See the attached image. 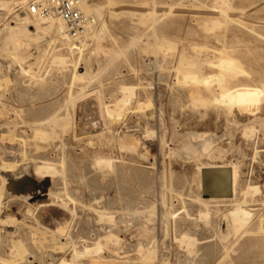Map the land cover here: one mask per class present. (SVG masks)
Listing matches in <instances>:
<instances>
[{"label": "rangeland", "instance_id": "374dc122", "mask_svg": "<svg viewBox=\"0 0 264 264\" xmlns=\"http://www.w3.org/2000/svg\"><path fill=\"white\" fill-rule=\"evenodd\" d=\"M26 1L32 5L35 0ZM89 1L96 5L93 14L102 31L89 38L80 56L70 54L53 32L40 41L21 39L15 50L5 40L7 30L25 9L14 0H0V82L9 80L0 87V177L13 180L11 186L0 181V264H59L71 259L74 247L81 249L108 231L121 237L120 244L80 264H139V244L143 251L153 249L154 264H264V235L255 231L264 218V100L230 113L211 101L218 86L209 91L199 82L220 71L223 53L248 75L246 85L264 87V0H231L233 9L240 10L230 12L235 22L214 32L204 29V23L217 18L206 14L204 6L214 7L217 0ZM4 2L10 3L4 7ZM160 39L172 41L174 49L157 52L153 48ZM12 50L22 64L13 60ZM20 67L29 73L22 74ZM74 72L84 80L74 79ZM131 87L132 100L122 118L113 120L107 112L116 114L124 89ZM62 118L70 124L57 125ZM247 127L255 128V135L243 134ZM34 128L53 135L48 145L39 147L29 139ZM6 132L16 140L10 141ZM229 132L233 138L221 141ZM3 134L8 138L1 140ZM198 135L214 138V145L228 152L213 159L192 156L195 151L186 147H195ZM8 161L16 162L12 173L3 172ZM41 161L52 162L55 175L39 174ZM202 161L239 167L238 200L249 184L260 186L261 197H250L246 205L254 213L247 232L233 233L228 227L226 212L234 202L211 204L209 217L203 216L206 208L197 202ZM106 208L114 221H101L96 210ZM184 234L198 242L180 243Z\"/></svg>", "mask_w": 264, "mask_h": 264}, {"label": "bare ground", "instance_id": "6f19581e", "mask_svg": "<svg viewBox=\"0 0 264 264\" xmlns=\"http://www.w3.org/2000/svg\"><path fill=\"white\" fill-rule=\"evenodd\" d=\"M17 3V6L23 9H25V12L21 13V14H17V18L14 22H12L14 25H11L8 27L7 30V41L12 42L15 45V50H19L20 47L22 45H19V41L21 39L28 41V40H34V41H40L42 40L44 37H48V34L50 33H54L55 36L58 39H62L63 40V45H67L69 46V49L71 51L70 54H74V52H78L81 56L83 49L85 48L87 41L89 40V38H93V37H97L99 35L98 31H102V29H100V20L98 19L97 16H95L93 14V12L96 9V5L92 4L89 0H82L81 3V10L84 14H88V15H92L94 22L93 24L90 26V28L87 30V32H85L81 38L79 40H74L71 39L69 34H67L66 31V26L63 20H61V18L57 15H52V16H47L45 17H41L38 16L37 13H35L36 11V7L34 5H37L39 3L44 2L45 0H35L34 3L36 4H32V5H28V1L25 0V3L22 2V4L20 3L19 0H14ZM108 1V0H107ZM264 2V1H263ZM10 2H4L3 6L7 7L9 5ZM15 3V4H16ZM217 4L214 7H210V6H204V10H206V14L215 16L217 18H212L211 20H209V22L204 23L205 27L204 29L206 30H213L216 28H221V27H227L229 24L235 22L233 19H231L230 16V12L232 13L234 10L233 5L231 0H217L216 2ZM181 5V4H180ZM16 6V5H15ZM183 6V5H182ZM98 7V6H97ZM169 7V6H168ZM194 6H192L193 9ZM99 8V7H98ZM175 8V7H174ZM179 8V7H178ZM182 8V7H181ZM252 8V7H251ZM12 9V8H11ZM14 9V8H13ZM12 9V10H13ZM187 9V8H186ZM196 9V8H195ZM191 10V9H190ZM199 10V9H198ZM235 12L240 11V10H234ZM242 14V12H241ZM239 14V15H241ZM192 15V14H191ZM165 16V15H164ZM240 22V20H239ZM242 22V21H241ZM157 23V22H156ZM195 23V22H194ZM237 24V23H236ZM239 24V23H238ZM28 26H30L31 28L34 27V30H29L27 29ZM242 26V25H241ZM7 28V27H6ZM153 28V27H152ZM251 28V26H250ZM99 29V30H98ZM212 30L210 32H212ZM4 31V30H3ZM154 31V30H153ZM226 31V28H225ZM6 32V31H5ZM208 32V31H207ZM209 33V32H208ZM218 38H222L224 37L223 34H218L216 35ZM259 36V35H258ZM191 37V36H190ZM261 38H263L262 36H260ZM218 41V40H217ZM53 42V41H52ZM100 42V41H99ZM216 42V41H215ZM219 42V41H218ZM101 43V42H100ZM220 43V42H219ZM50 44V43H49ZM97 44V43H96ZM13 48V47H12ZM102 48V47H101ZM167 48H169L170 50H173V46H172V41L169 40H158L155 44H154V48L155 50L161 51V50H167ZM148 49V48H147ZM154 51V50H153ZM152 51V52H153ZM184 51V49H183ZM210 51V50H209ZM12 52L14 53L15 51L12 50ZM163 52V51H161ZM8 54V53H7ZM12 54V53H11ZM25 54V53H24ZM35 54V53H34ZM116 54V53H115ZM118 54V53H117ZM200 54V52H199ZM33 55V54H32ZM36 55V54H35ZM219 60H218V64L221 66H219V72L217 74H214L212 76H207V77H203L202 81L199 80V82H202L203 86L208 87L207 89L209 90V88L211 87V85L215 86L218 90L217 95H214V97L211 99L212 103L213 102H218L219 105H222L223 107L228 108V110L231 112H235L237 111L239 108H247V107H255L257 106L259 103L262 102V100H264V87L263 88H257L251 85H246L244 82V78H246L245 72L243 70L240 69L237 61L231 57V56H225L223 55V53L219 54ZM7 56V55H6ZM9 56V55H8ZM165 56V55H164ZM174 56V55H172ZM121 57V56H120ZM13 60L16 62H20L21 63V57L17 54V52L14 53V56L12 57ZM80 58V57H79ZM93 58V57H92ZM165 58V57H164ZM66 59V58H65ZM12 60V61H13ZM39 60V59H38ZM184 60V59H182ZM24 61V60H23ZM22 61V62H23ZM61 62H65L64 59H60ZM189 61V62H188ZM188 62V63H187ZM187 65L190 66L191 68V61L187 60ZM22 64V63H21ZM56 64V63H55ZM181 65H184V62L182 61V63H180ZM211 64V63H210ZM20 65V64H19ZM59 65V64H57ZM74 65V64H73ZM203 65V64H202ZM193 66V64H192ZM198 66V65H197ZM201 66V64L199 65ZM75 67V66H74ZM181 68L183 66H180ZM179 67V68H180ZM186 67V66H185ZM194 67V66H193ZM20 72L22 74H28L29 70L26 71L23 67H20ZM101 68V67H100ZM177 68V69H179ZM188 68V66L186 67ZM185 68V69H186ZM196 68V66H195ZM92 69V67H91ZM193 70V68H192ZM198 70V69H195ZM201 70V68H200ZM200 70L198 72H200ZM76 72V68L74 70ZM194 71V70H193ZM19 72V70H18ZM74 72V79H83V77H81L79 74H76ZM190 73V70L189 72ZM186 76V75H184ZM44 78V77H43ZM197 78V77H196ZM2 80V79H1ZM4 80V79H3ZM190 80V81H189ZM187 79V81L191 82L193 80L191 79ZM197 81V80H196ZM196 81H193V84H195ZM9 80H5L4 82H0V87L2 85H4L3 83H8ZM198 82V81H197ZM17 87V86H16ZM21 89V87H19ZM5 89V87H4ZM19 89V91H20ZM24 89V88H23ZM124 89V88H123ZM17 91V90H16ZM24 91V90H23ZM82 91V90H81ZM210 91V90H209ZM18 92V91H17ZM16 92V93H17ZM214 92V91H213ZM18 94V93H17ZM29 94V92H28ZM49 94V93H48ZM95 94V93H94ZM93 94V95H94ZM36 95V94H35ZM38 95V93H37ZM43 95V93H42ZM41 95V96H42ZM134 95V87L128 88V89H124V94H123V98L121 100H119L116 104V114L115 112L113 113L111 112H107L108 116L112 117L113 120L114 118H117L120 120V118H122L121 116V112L124 111V108H126L130 101L132 100ZM17 96V95H16ZM24 96V95H22ZM29 96V95H28ZM31 96H34L31 95ZM21 97V96H20ZM30 97V96H29ZM39 97V95H38ZM88 97V96H87ZM90 97V96H89ZM153 97V96H152ZM23 98V97H22ZM17 99H20L17 97ZM29 99V98H27ZM25 100V99H24ZM34 100V99H33ZM153 100V98H152ZM194 100V98H193ZM192 100V101H193ZM200 100V99H198ZM23 101V99H22ZM207 101V100H206ZM20 102V101H19ZM24 102V101H23ZM70 102V101H69ZM210 102V101H208ZM207 102V103H208ZM29 103V102H28ZM86 103V102H85ZM151 103V101L149 102ZM93 104V102H92ZM96 104V103H95ZM142 104L141 106L139 104V106L142 109ZM211 104V103H210ZM217 104V105H218ZM97 105V104H96ZM144 105V104H143ZM150 105V104H149ZM203 104H200V106H202ZM199 106V107H200ZM81 107V106H80ZM86 107V105H85ZM89 108L91 107L88 106ZM96 107V106H95ZM107 107V106H106ZM139 107V108H140ZM148 107V106H146ZM150 107V106H149ZM162 107V106H161ZM205 107V105H204ZM84 108V107H83ZM99 108V107H98ZM145 108V107H144ZM82 109V107H81ZM93 109V108H92ZM147 109V108H145ZM86 110V109H85ZM143 110V109H142ZM142 110H138V111H142ZM99 111V110H98ZM108 111V110H107ZM135 111V110H134ZM162 112V111H161ZM99 113V112H98ZM158 113V112H157ZM3 114V113H2ZM123 114V113H122ZM162 114V113H161ZM17 115V114H16ZM5 116V114H4ZM14 116V115H13ZM88 116V115H87ZM91 116V115H90ZM152 117V116H150ZM88 118V117H87ZM2 119V118H1ZM96 120V119H95ZM146 120V119H145ZM144 120V121H145ZM163 120V119H162ZM15 121V119H14ZM55 121V120H54ZM89 121V120H88ZM13 122V121H12ZM49 122V121H48ZM234 122V121H233ZM47 123V122H46ZM57 125L66 127L68 126L69 123V118H62V119H57L56 120ZM9 124V123H8ZM39 124V123H37ZM16 125V124H15ZM35 124H33L34 126ZM41 125V124H39ZM59 126V127H60ZM128 126V125H127ZM250 126V125H249ZM8 127V126H7ZM61 127V128H63ZM171 127V126H170ZM244 127V126H243ZM5 128V127H4ZM16 128V127H15ZM102 128V127H101ZM1 129V128H0ZM3 129V128H2ZM14 129V128H13ZM55 129V126L54 128ZM52 129V130H53ZM107 129V128H106ZM171 129V128H170ZM136 130V129H134ZM169 130V129H168ZM226 130V129H225ZM23 132V131H22ZM54 132V131H53ZM64 132V131H63ZM132 132V131H131ZM176 132V131H175ZM227 132V131H226ZM247 137L249 136H253L255 135V128L253 127H247L244 131H243ZM5 133V132H4ZM7 133V132H6ZM21 133V131H20ZM55 133V132H54ZM53 133V134H54ZM145 133V132H144ZM64 134V133H63ZM150 134V133H149ZM186 134V133H185ZM7 135L9 136V138L7 137ZM1 135V140L4 139V136H6L8 139H10V141H15V135L12 134V132L7 133ZM22 135V134H21ZM55 135V134H54ZM93 135V134H92ZM148 135V134H146ZM228 138L223 139L221 141H228L229 139L233 138V134H231L230 132L228 133ZM18 136V134H17ZM16 136V138H17ZM20 136V135H19ZM53 136V135H52ZM52 136L50 137V135L41 130V129H33V131L31 130V135L29 136L30 140H33L37 143V145L39 147H44L45 144H47L48 140H50V138H52ZM56 136V135H55ZM54 136V137H55ZM89 136V135H88ZM91 136V135H90ZM149 136V135H148ZM148 136L146 138H148ZM170 136V135H169ZM189 136V135H188ZM199 136V135H198ZM215 136V135H214ZM57 137V136H56ZM150 137V136H149ZM195 137V136H194ZM164 138V137H163ZM199 138L198 141H195V147L194 144L192 145L191 143L186 147V149L189 150H194V154L192 156L196 157V158H216V156H224L226 155L225 153L228 152V149H224L222 147V145L220 146V144H218L217 146L214 145V138L210 137V136H199L196 137ZM245 138V137H244ZM6 139V138H5ZM54 139V138H53ZM51 140L52 142L55 140ZM56 139V138H55ZM218 139V138H217ZM60 140V139H58ZM137 140V139H136ZM181 140V138H180ZM99 141V140H98ZM131 143H133V140H130ZM138 141V140H137ZM163 141V139H162ZM161 141V142H162ZM62 142V140H61ZM58 143V142H57ZM94 143V142H93ZM130 143V142H129ZM194 143V141H193ZM232 143V142H231ZM137 144V143H136ZM134 144V145H136ZM140 144V142H139ZM48 145V144H47ZM51 145V144H49ZM142 145V144H141ZM23 146V145H22ZM57 148V145H55ZM65 145H63L64 147ZM131 146V145H130ZM140 146V145H139ZM163 146V144H162ZM47 147V146H46ZM58 147H60L58 145ZM66 147V146H65ZM121 147V146H120ZM132 147V146H131ZM137 147V146H136ZM38 148V147H37ZM49 148V147H48ZM124 148V147H123ZM130 148V147H129ZM127 147V150L129 149ZM146 148V147H145ZM160 148V147H159ZM164 148V146H163ZM9 149V148H8ZM46 150V148H44ZM61 149V148H60ZM132 149H135V147H132ZM143 149V147H142ZM7 150V149H6ZM10 150V149H9ZM13 150V149H12ZM38 150V149H37ZM56 150V149H55ZM131 150V149H130ZM129 150V151H130ZM159 150V149H158ZM162 150V149H161ZM134 151V150H132ZM136 151V150H135ZM231 151V149H230ZM7 152V151H6ZM9 152V151H8ZM19 152H21L19 150ZM55 152V151H54ZM60 152V151H59ZM135 153V152H134ZM185 153V152H184ZM187 153V152H186ZM190 153V152H189ZM9 154V153H7ZM17 154V153H16ZM12 155V153H11ZM11 155H7V156H11ZM53 155V154H52ZM140 155V154H139ZM148 155V154H147ZM255 155V154H254ZM257 155V154H256ZM142 156V155H141ZM13 157V156H12ZM18 157V156H17ZM144 157V156H143ZM148 158V157H146ZM193 158V157H191ZM3 159V158H2ZM11 159V158H10ZM184 159V158H183ZM145 160V159H144ZM188 160V159H187ZM190 160V159H189ZM62 162V161H61ZM111 162V161H110ZM15 163L16 162H4L2 164V168H3V172L5 173H12L13 172V168L15 167ZM99 163V162H98ZM41 165L38 166V173L39 171H41V173L43 175L47 174H52L55 175V171L56 168L53 166V163H49L46 161H41L40 163ZM100 164V163H99ZM98 165V164H97ZM109 165V163L107 164ZM100 165H98L99 167ZM1 168V167H0ZM101 168V167H100ZM198 174H199V197L197 199V202H199L201 205H204V207L206 208V212L204 213V217H209V206L211 204H226V203H230V202H234L232 204V207L230 208V210H228L227 213V219H228V227L229 229L233 232V233H242V232H247L249 230V226L250 223L252 221V216L254 213H252V210H248L246 208V205L248 204V200L250 197L252 198H256V197H261L262 193H261V188L259 185L257 184H249L245 189L242 190V198L241 199H237V190H238V186H239V182H240V170L239 167L235 164L230 163L229 165H224V164H217L214 162H208V163H203V161L198 164ZM45 174H44V173ZM39 173V174H41ZM57 174V173H56ZM11 175V174H9ZM8 175V176H9ZM17 175V174H16ZM5 177V176H4ZM11 177V179H15L18 180L19 178L15 177V175L9 176ZM8 177V178H9ZM13 177V178H12ZM49 178V177H48ZM0 181H1V185H8L11 186L13 180H6L0 177ZM20 181V179L18 180ZM13 184H16L13 183ZM5 185V186H6ZM15 186V185H14ZM94 187V186H93ZM65 188V187H64ZM2 190V187H0V191ZM56 194V193H55ZM26 196V194L24 195ZM51 196V195H50ZM69 196V195H68ZM11 198V197H10ZM261 199V198H260ZM73 201V199H72ZM77 202V201H76ZM86 202V201H85ZM127 202V201H126ZM74 203V201H73ZM108 203V202H107ZM91 204V203H90ZM109 204H111L109 202ZM113 204V203H112ZM126 204V203H125ZM130 204V203H129ZM133 204V203H132ZM122 205V204H121ZM128 205V204H127ZM84 206V205H83ZM90 206V205H89ZM122 207V206H121ZM129 207H131V204L129 205ZM61 208V207H60ZM102 208V207H101ZM100 208V209H101ZM124 208L127 209V207L125 206ZM123 208V209H124ZM154 209V208H153ZM153 209H151L153 211ZM125 210V209H124ZM129 210V209H128ZM149 210V211H151ZM185 210V207H184ZM148 211V212H149ZM96 212L98 213V215L101 218V221L103 220H109V222L114 221V216H108L110 215L108 212V208H106V210H96ZM125 213L124 211L122 212V214ZM114 214V213H113ZM129 214V213H128ZM127 214V215H128ZM174 214V213H173ZM188 214V212H187ZM203 214V213H202ZM130 215V214H129ZM190 214H188L189 216ZM122 216V215H121ZM120 216V217H121ZM126 216V215H124ZM132 216V215H131ZM166 216V215H165ZM175 216V215H174ZM173 216V217H174ZM202 216V217H203ZM119 217V219H120ZM172 217V216H171ZM152 218V217H150ZM13 219V218H12ZM10 218V221L12 220ZM123 221V216L121 218ZM130 219H132V217H130ZM129 219V221H130ZM174 219V218H173ZM9 220V219H8ZM208 220V219H207ZM13 221V220H12ZM11 221V222H12ZM90 221V220H89ZM126 221V219H125ZM123 221V223L125 222ZM1 222V221H0ZM3 222H8V221H3ZM2 222V223H3ZM91 222V221H90ZM104 222V221H103ZM134 222V221H133ZM149 222V221H148ZM259 225L257 226V228L255 229L256 232L258 233H262L264 235V218L262 216V218H260L259 220ZM1 223V224H2ZM5 223V224H6ZM10 223V222H9ZM92 223V222H91ZM90 223V224H91ZM108 223V222H107ZM117 223V222H116ZM128 224V218H127V222ZM226 223V222H225ZM4 224V223H3ZM8 224V223H7ZM106 224V223H105ZM138 224V223H137ZM110 225V223H109ZM112 225V224H111ZM1 226V225H0ZM116 226V225H115ZM118 226V225H117ZM111 227V226H110ZM127 227V226H125ZM122 228V227H121ZM116 229V228H115ZM120 229V227H119ZM7 231V230H6ZM84 231V230H83ZM114 231V230H113ZM29 233V232H27ZM71 233V232H70ZM31 234V233H30ZM35 235V234H33ZM100 235V234H99ZM97 235V236H99ZM245 235V233H244ZM31 237V236H30ZM36 237V235H35ZM1 238V237H0ZM40 238V237H39ZM69 238V236H68ZM71 238V237H70ZM69 238V239H70ZM80 238V237H79ZM4 239V238H3ZM55 239V238H54ZM65 239V238H64ZM63 239V240H64ZM83 239V238H82ZM35 241V240H34ZM38 241V239L36 240ZM122 241L121 237H119L118 235L114 234L113 232L111 233L110 231L106 232L103 236L100 235V237H98V240H96L95 242L92 243H87V245H84V247H82L81 249H77L76 247L73 248V252H72V257L71 259H63L61 260V262L59 264H80V262L82 260H87L93 257H101L103 254H105V248L107 249V251H109L112 246H118L120 244V242ZM180 243H187L189 245H193V242L197 241L195 240V238H193L192 236H190L189 234H184L183 236L180 237V239L178 240ZM2 242V241H1ZM60 242V241H59ZM198 242V241H197ZM20 241L16 244H19ZM61 243V242H60ZM73 243V242H72ZM71 243V244H72ZM84 243V242H83ZM237 244V243H236ZM22 245V244H20ZM35 245V243H34ZM195 245V243H194ZM28 246V245H27ZM139 246L142 248V245L139 244ZM138 245L135 247H139ZM59 247V246H58ZM70 247V246H69ZM139 247L138 250V255L140 256V258L138 259L139 264H154L155 263V254H153V249H147L146 251H143L141 248ZM192 247V246H191ZM195 247V246H194ZM61 248V246H60ZM193 248V247H192ZM20 248L18 247V254L21 255V251L19 250ZM23 249V247L21 246V250ZM25 249L26 246H25ZM16 250V249H15ZM24 250V249H23ZM113 250V248H112ZM17 251V250H16ZM116 252V251H115ZM191 252V251H190ZM192 253V252H191ZM19 255V258L21 257ZM108 255V254H107ZM227 255V254H226ZM111 256V255H110ZM229 256V255H228ZM113 257V256H112ZM111 258V257H110ZM107 259V258H106ZM1 260V258H0ZM188 261V260H187ZM191 261V260H190ZM9 262V261H8ZM110 262V261H109ZM129 262V261H128ZM186 262V261H185ZM187 263V262H186ZM189 263V262H188ZM194 263V262H193ZM192 263V264H193ZM6 264V263H5ZM8 264H16V261L14 262H9ZM82 264V263H81ZM129 264H136V261H132ZM197 264H199L197 262ZM201 264V263H200ZM220 264V263H218Z\"/></svg>", "mask_w": 264, "mask_h": 264}, {"label": "built area", "instance_id": "2783aa9c", "mask_svg": "<svg viewBox=\"0 0 264 264\" xmlns=\"http://www.w3.org/2000/svg\"><path fill=\"white\" fill-rule=\"evenodd\" d=\"M34 2L32 4H36ZM81 3L82 0H45L34 6L38 16H59L64 21L70 38L79 40L94 22L92 15L82 12Z\"/></svg>", "mask_w": 264, "mask_h": 264}]
</instances>
